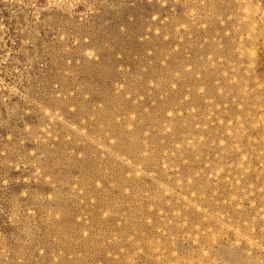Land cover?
<instances>
[{"label":"rangeland","instance_id":"374dc122","mask_svg":"<svg viewBox=\"0 0 264 264\" xmlns=\"http://www.w3.org/2000/svg\"><path fill=\"white\" fill-rule=\"evenodd\" d=\"M0 264H264V0H0Z\"/></svg>","mask_w":264,"mask_h":264}]
</instances>
